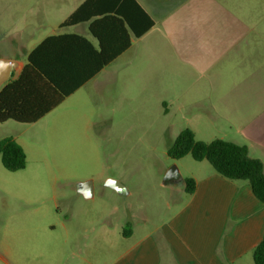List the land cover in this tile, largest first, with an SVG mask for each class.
<instances>
[{
    "label": "crops",
    "instance_id": "1",
    "mask_svg": "<svg viewBox=\"0 0 264 264\" xmlns=\"http://www.w3.org/2000/svg\"><path fill=\"white\" fill-rule=\"evenodd\" d=\"M43 1L58 9L62 18L52 22L43 15L39 24L27 22L22 26L23 34L30 27L44 32L31 46L21 47V56H0L20 65L9 81L19 78L29 54L47 38L75 36L99 51V42L90 30L95 21H99L95 30L112 52L130 43L50 113L88 86L101 84L117 87L123 102L133 101L136 93L142 91L157 96L164 106L206 107L205 112L218 119L245 123L240 135L248 138L264 128V55H258L255 65L251 61V43L254 38L263 41V36L253 34L252 22L240 12L247 9L250 0H135L154 22L139 38L114 15L61 27L86 0ZM13 31L11 25L4 32L12 35ZM48 54L72 56L80 65L95 60L94 53L78 39L54 41ZM253 150L248 148L251 158ZM194 169L188 176L181 174L183 180L195 181L192 194L185 191L184 184L163 185L175 191V206L157 228L134 226L133 215L127 214L117 231V244L110 247L117 248V255L107 264H255L254 249L264 239V203L247 182L227 180L202 165ZM118 181L126 186L128 194H118L106 184L100 189L94 185L91 199L97 193L102 197L130 196L132 191L125 180ZM77 194L82 196L78 191ZM75 214L70 213L66 221H73ZM108 216L106 212L97 217L101 225L97 232L105 239L110 234ZM84 232L87 234V229ZM104 245L107 250L109 243ZM88 250L86 244L71 255L76 263L92 264Z\"/></svg>",
    "mask_w": 264,
    "mask_h": 264
},
{
    "label": "rangeland",
    "instance_id": "2",
    "mask_svg": "<svg viewBox=\"0 0 264 264\" xmlns=\"http://www.w3.org/2000/svg\"><path fill=\"white\" fill-rule=\"evenodd\" d=\"M59 12L43 0H0V56H21V47L31 46L44 32L30 27L23 34L22 26L39 24L43 15L59 21ZM240 12L252 22L253 34L263 36L251 43L255 65L258 55H264V0H250ZM11 25L14 31L8 35L4 31ZM138 92L133 101L123 102L117 87L90 85L37 123L0 124V141L15 140L27 155L26 168L19 172L7 171L0 156V264H82L71 254L86 244L92 264H107L117 255V248L110 247L117 244L127 214L133 215L134 226L157 228L175 206V191L163 186L167 171L175 165L188 176L196 165L213 169L191 156H168L185 129L198 141L246 145L264 164V128L248 138L240 135L245 123L218 119L206 107L164 106L151 92ZM109 179L125 180L132 194L97 193L89 200L77 194L80 183L100 189ZM72 212L75 219L66 221ZM106 212L108 239L97 232L98 214Z\"/></svg>",
    "mask_w": 264,
    "mask_h": 264
},
{
    "label": "trees",
    "instance_id": "3",
    "mask_svg": "<svg viewBox=\"0 0 264 264\" xmlns=\"http://www.w3.org/2000/svg\"><path fill=\"white\" fill-rule=\"evenodd\" d=\"M111 15L120 18L119 22L125 23L136 38L146 34L154 25L135 0H86L61 27L77 25L99 16L107 19ZM98 23L95 21L90 30L99 42V51L83 38L63 36L47 38L29 54L19 78L9 81L0 90V124L8 121L37 123L128 48L130 43L127 42L112 52L104 37L95 30ZM65 39H78L84 43L94 53V62L80 65L72 56H48L50 45ZM0 156L9 172L26 168L27 155L11 138L0 141ZM168 156L173 160L191 156L196 162L207 161L221 177L247 182L256 198L264 203V164L251 158L246 146L223 139L210 143L198 141L192 130L185 129L175 139ZM184 185L188 194L195 191L194 180L185 179ZM253 257L255 264H264V239L254 249Z\"/></svg>",
    "mask_w": 264,
    "mask_h": 264
},
{
    "label": "water",
    "instance_id": "4",
    "mask_svg": "<svg viewBox=\"0 0 264 264\" xmlns=\"http://www.w3.org/2000/svg\"><path fill=\"white\" fill-rule=\"evenodd\" d=\"M19 68L20 65L17 62L0 58V88L11 79L13 72ZM174 181H178L180 185L184 184L181 173L175 165L167 171L163 185L173 184ZM106 186L118 194H128L126 186L118 180L109 179L106 182ZM92 187V182L80 183L77 186V191L85 199H91L93 196Z\"/></svg>",
    "mask_w": 264,
    "mask_h": 264
},
{
    "label": "flooded vegetation",
    "instance_id": "5",
    "mask_svg": "<svg viewBox=\"0 0 264 264\" xmlns=\"http://www.w3.org/2000/svg\"><path fill=\"white\" fill-rule=\"evenodd\" d=\"M173 184H174L175 186L180 185V184L178 183V181H174Z\"/></svg>",
    "mask_w": 264,
    "mask_h": 264
}]
</instances>
